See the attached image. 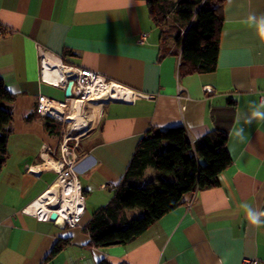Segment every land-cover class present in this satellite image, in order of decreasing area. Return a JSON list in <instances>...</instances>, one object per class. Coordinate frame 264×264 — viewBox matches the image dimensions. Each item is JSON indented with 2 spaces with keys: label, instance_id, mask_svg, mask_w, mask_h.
Segmentation results:
<instances>
[{
  "label": "crops",
  "instance_id": "0c3cea01",
  "mask_svg": "<svg viewBox=\"0 0 264 264\" xmlns=\"http://www.w3.org/2000/svg\"><path fill=\"white\" fill-rule=\"evenodd\" d=\"M223 18L217 69L187 74L181 48L161 42L144 0H0V80L15 97L0 174V264H240L245 257L264 264V223L248 217L249 209L264 213V0H226ZM144 32L149 37L141 45ZM38 48L133 93L129 101L103 102L92 129L70 142L85 202L77 228L29 211L56 183L41 153L46 147L61 161L62 132H48L46 116L25 117L41 95L73 101L65 95L68 84L44 77ZM180 126L194 145L218 127L227 130L232 164L220 186L187 196L125 245L92 246L86 228L97 210L115 202L114 188L140 140L151 129ZM133 177L134 183L157 178L149 167ZM134 211L123 220L135 218ZM57 245L62 249L52 255Z\"/></svg>",
  "mask_w": 264,
  "mask_h": 264
},
{
  "label": "trees",
  "instance_id": "16d2710c",
  "mask_svg": "<svg viewBox=\"0 0 264 264\" xmlns=\"http://www.w3.org/2000/svg\"><path fill=\"white\" fill-rule=\"evenodd\" d=\"M144 1L160 28L161 42H173L176 48H181V65L189 69L187 74H206L217 69L226 0ZM14 101L15 97L0 80V174L8 160ZM36 115L40 116L37 110L28 114L25 121H34ZM45 121L48 132L60 134V121L49 116ZM48 121L55 122V126ZM227 141V130L221 127L207 134L201 145L192 144L181 126L151 129L140 140L127 174L114 188L115 202L93 214L86 228L91 245L101 249L125 245L185 204L187 196L219 187L220 175L232 164ZM146 167L151 174L158 175L155 181L132 182L133 176L141 175ZM136 208L143 210L139 217L123 220L125 211ZM116 214H121L122 219L113 223ZM61 249L57 245L52 255Z\"/></svg>",
  "mask_w": 264,
  "mask_h": 264
},
{
  "label": "built area",
  "instance_id": "2783aa9c",
  "mask_svg": "<svg viewBox=\"0 0 264 264\" xmlns=\"http://www.w3.org/2000/svg\"><path fill=\"white\" fill-rule=\"evenodd\" d=\"M148 37L149 34L147 32L142 33L138 39V43L141 45H145L147 43ZM38 53L41 56V60H43L42 70H43V75L47 79V81L56 85H61L62 83L69 84L70 81L74 82L73 90L75 91L74 93L72 92V96H71L73 101L77 99H85L89 88L98 83L104 85H110V86L114 85L113 83L108 82L98 72L86 68H80L78 66H73L71 64H67L64 62L62 57L53 56L42 48H38ZM45 61H48L50 63L48 69H46ZM182 97L188 98L187 95ZM260 100L264 104V94L261 95ZM68 106H69L68 102H59L55 100H50L46 96L41 95L38 101L37 112L41 116H50L62 123L61 161L52 160L47 154L46 147H43L41 156L43 158L44 165H47L49 161L61 165L60 168L61 170H57L55 167H49L57 174L56 183L60 178H64L65 181L68 182L69 184L73 183L79 185V195L83 199V204L80 206L79 212L73 213L69 217L62 218L60 220V222L63 223L68 228H77L80 227V221L85 211V202L81 192L80 183L76 177L74 170V165L77 162V157L74 154L75 148L70 145V142L73 141L79 142L81 137L78 138V136L77 137L73 136V132L78 130L75 128V126H70V121H68V116H66V113L69 112ZM56 110L58 111L62 110L65 115L64 116L56 115L54 113V111ZM27 171L35 173L33 171V168L30 166H27ZM62 190H63V186L61 185L59 186V191L61 192ZM48 207H50L51 210L46 216L41 215L40 212H38L37 214L41 218L46 220H51L50 215L53 212H56L58 216H61L59 213L58 205L54 206V208H52V206H48ZM240 264H259V262L255 258L245 257L241 260Z\"/></svg>",
  "mask_w": 264,
  "mask_h": 264
},
{
  "label": "bare ground",
  "instance_id": "6f19581e",
  "mask_svg": "<svg viewBox=\"0 0 264 264\" xmlns=\"http://www.w3.org/2000/svg\"><path fill=\"white\" fill-rule=\"evenodd\" d=\"M46 69L50 66L48 61H45ZM133 97V93L117 85L96 84L89 88L85 99H77L68 106L69 112L66 113L70 126L81 132L78 138L86 135L97 122L102 108V103L105 101H129ZM56 115L64 116L62 110L54 111ZM72 120V121H71ZM48 167H55L61 170L60 164L50 162L45 165ZM63 186V190L59 191V186ZM83 204V199L79 195V185L69 184L64 178H60L58 182L49 189L40 199H38L29 208L33 213L40 212L41 215L46 216L50 212V207L59 206L60 219L69 217L73 213L80 210Z\"/></svg>",
  "mask_w": 264,
  "mask_h": 264
},
{
  "label": "clouds",
  "instance_id": "9594fccd",
  "mask_svg": "<svg viewBox=\"0 0 264 264\" xmlns=\"http://www.w3.org/2000/svg\"><path fill=\"white\" fill-rule=\"evenodd\" d=\"M254 115L259 116V115H262V113L255 112ZM261 215H264V213H257L256 211H254L252 209L248 210V217H249L252 224L260 225V224L264 223V221L260 220Z\"/></svg>",
  "mask_w": 264,
  "mask_h": 264
},
{
  "label": "water",
  "instance_id": "95a60500",
  "mask_svg": "<svg viewBox=\"0 0 264 264\" xmlns=\"http://www.w3.org/2000/svg\"><path fill=\"white\" fill-rule=\"evenodd\" d=\"M73 86H74V82L73 81H70L69 82V84H68V87H67V89H66V93H65V95H66V97H71L72 96V90H73ZM50 218H51V220H53V221H55V222H60V216H58V214L56 213V212H53V213H51V215H50Z\"/></svg>",
  "mask_w": 264,
  "mask_h": 264
},
{
  "label": "rangeland",
  "instance_id": "374dc122",
  "mask_svg": "<svg viewBox=\"0 0 264 264\" xmlns=\"http://www.w3.org/2000/svg\"><path fill=\"white\" fill-rule=\"evenodd\" d=\"M149 174V173H148ZM153 176H158V175H153ZM160 177L159 178H161V179H164V178H166V176H161V175H159ZM147 181H152V180H147ZM153 181H155V179H153ZM142 209L141 208H136L135 209V213H132V215L133 216H131V217H139V215L142 213Z\"/></svg>",
  "mask_w": 264,
  "mask_h": 264
}]
</instances>
